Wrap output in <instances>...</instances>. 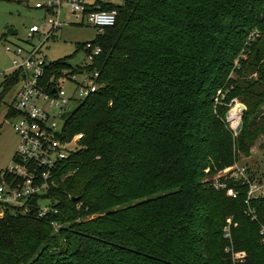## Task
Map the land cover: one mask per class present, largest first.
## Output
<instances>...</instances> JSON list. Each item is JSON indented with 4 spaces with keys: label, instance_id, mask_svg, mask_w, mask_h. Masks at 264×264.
Returning <instances> with one entry per match:
<instances>
[{
    "label": "trees",
    "instance_id": "obj_1",
    "mask_svg": "<svg viewBox=\"0 0 264 264\" xmlns=\"http://www.w3.org/2000/svg\"><path fill=\"white\" fill-rule=\"evenodd\" d=\"M103 9L118 10L93 41L103 52L74 71L98 72L100 88L63 130L67 141L84 135L67 162L75 173L58 175L29 214L0 218V264H231L229 218L235 251L247 253L245 264H264V196L248 205V185L232 199L208 181L264 137V0ZM256 30L263 36L252 40ZM69 69L67 58L52 62L47 76ZM20 76H4L0 105ZM234 99L246 107L238 135L226 119ZM40 199L53 210L45 217Z\"/></svg>",
    "mask_w": 264,
    "mask_h": 264
},
{
    "label": "built area",
    "instance_id": "obj_2",
    "mask_svg": "<svg viewBox=\"0 0 264 264\" xmlns=\"http://www.w3.org/2000/svg\"><path fill=\"white\" fill-rule=\"evenodd\" d=\"M104 4L121 7L126 4V0L120 5L115 4L113 0H97L93 5L86 0L37 2L35 9L43 12L44 24H34L28 29L25 46L5 48L6 52L14 57L13 72H20L21 76L17 85L19 89L11 106L17 113V117L12 119V126L19 142L12 164L0 171V218L7 214H29L33 200L45 196L55 186L58 175L64 179L75 173L67 168V162L72 154L77 152L79 141L84 135L78 134L67 141L63 136L64 126L72 113L69 111L70 103H81L96 93L100 88V75L96 71L88 72L83 69L78 73L82 79L77 75L68 78V73L64 71L48 77L47 71L51 63L46 59L45 49L49 41L67 27L88 24L96 29L99 35L114 27L118 10H104ZM82 48L89 65L103 52V49L93 42L84 44ZM62 78L74 84L71 93L66 90L64 83L59 85V79ZM60 120L64 122L62 127H59ZM229 182L235 185L230 187ZM212 185L219 191H227V195L232 199L239 196L236 186L248 185V205L250 201L264 196V181L253 180L248 169L238 163L217 173ZM38 206L40 217L53 212L49 199H40ZM248 215L252 216L253 221L256 220V213L250 207ZM231 226L232 218H229L223 229L224 239L228 242L225 252L231 257V264H245L247 254L244 251H235ZM260 235L264 244V226Z\"/></svg>",
    "mask_w": 264,
    "mask_h": 264
},
{
    "label": "rangeland",
    "instance_id": "obj_3",
    "mask_svg": "<svg viewBox=\"0 0 264 264\" xmlns=\"http://www.w3.org/2000/svg\"><path fill=\"white\" fill-rule=\"evenodd\" d=\"M46 1L47 0H0V95L3 92L2 84L4 82V76L10 75L14 71V57L12 54L7 53L5 48L7 46L15 45L25 46L24 41L26 40L28 29L34 24L42 26L45 22L43 12L36 10L35 4L37 2ZM96 1L97 0H86L90 5L95 4ZM122 1L123 0H113L117 5H120ZM11 30L15 31L16 35H10ZM98 35V31L88 24H85L84 26L64 28L46 45V59L48 62L52 63L67 58L71 69L64 70V72L68 73V78H72L73 75L80 76L74 71L90 64L86 59L85 51L80 47L83 44L93 42ZM262 36L263 33L256 30L252 34V40L254 38H261ZM243 59H245V56H241L236 61L235 70L240 68ZM232 77L237 78L238 76L233 74ZM258 78L259 75L257 72H252L250 75V79L257 80ZM79 79H82V77L80 76ZM62 83L66 85V90L68 92L71 93L74 90V84L68 79H59V85ZM18 89L19 86H15L11 91L7 92L0 105V171L6 169L12 164L13 155L19 142V139L13 130V122L7 117L10 112L9 108L12 106ZM79 103L80 102L78 101L71 102L69 111L73 112L79 106ZM241 104L242 103L238 99H234L231 101L228 112H232L233 114V111ZM262 110H264V105ZM239 114L241 115L240 109ZM226 119L229 128L234 131L237 124L235 125L233 123V116L230 117V120L226 116ZM63 123L64 122L60 120L59 127H62ZM263 145L264 137H261L253 148L251 155H240L237 161L239 166H245L248 169L252 174V179L257 182L264 181ZM206 173H208V171H206ZM214 177L215 176L210 177L208 181L212 182Z\"/></svg>",
    "mask_w": 264,
    "mask_h": 264
},
{
    "label": "water",
    "instance_id": "obj_4",
    "mask_svg": "<svg viewBox=\"0 0 264 264\" xmlns=\"http://www.w3.org/2000/svg\"><path fill=\"white\" fill-rule=\"evenodd\" d=\"M10 35L14 36V35H16V32L13 31V30H11V31H10ZM238 106H239V108H240V110H241V115H240V119H239L238 124H237L236 127L234 128V132H235L236 135L240 134V132H241V130H242V128H243L242 115H243V112L246 110V107H245L243 104L238 105ZM230 113H231V112H228V113H227V118H228L229 120H230ZM73 200H74V201H78V198H74Z\"/></svg>",
    "mask_w": 264,
    "mask_h": 264
},
{
    "label": "bare ground",
    "instance_id": "obj_5",
    "mask_svg": "<svg viewBox=\"0 0 264 264\" xmlns=\"http://www.w3.org/2000/svg\"><path fill=\"white\" fill-rule=\"evenodd\" d=\"M239 106H238V108L236 109V110H234L233 111V114H232V112L230 113V117L231 116H233V118H234V120H233V123L236 125V124H238V122H239Z\"/></svg>",
    "mask_w": 264,
    "mask_h": 264
},
{
    "label": "crops",
    "instance_id": "obj_6",
    "mask_svg": "<svg viewBox=\"0 0 264 264\" xmlns=\"http://www.w3.org/2000/svg\"><path fill=\"white\" fill-rule=\"evenodd\" d=\"M9 120H11L12 121V119H9ZM17 149V148H16ZM15 154V153H14ZM13 157H14V155H13Z\"/></svg>",
    "mask_w": 264,
    "mask_h": 264
}]
</instances>
